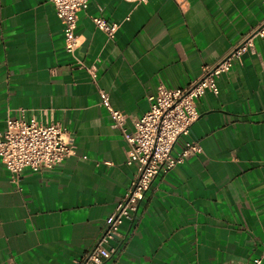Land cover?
Wrapping results in <instances>:
<instances>
[{"label":"crops","instance_id":"0c3cea01","mask_svg":"<svg viewBox=\"0 0 264 264\" xmlns=\"http://www.w3.org/2000/svg\"><path fill=\"white\" fill-rule=\"evenodd\" d=\"M78 17L72 58L49 0H0V131L24 110L64 126L77 151L16 182L0 157V264L80 260L138 170L101 92L132 130L160 84L188 87L258 28L264 0H89ZM93 17L119 23L115 39ZM254 43L219 94L197 100L199 119L172 149L202 153L156 177L105 264H264V37Z\"/></svg>","mask_w":264,"mask_h":264},{"label":"built area","instance_id":"2783aa9c","mask_svg":"<svg viewBox=\"0 0 264 264\" xmlns=\"http://www.w3.org/2000/svg\"><path fill=\"white\" fill-rule=\"evenodd\" d=\"M64 27L65 50L75 58L80 46L77 34L78 15L88 8L89 0H49ZM146 4L149 0H125ZM93 23L110 40L115 39L119 23H111L102 17H93ZM264 37V21L223 59L214 65L204 66L198 79L183 89H170L160 84L156 94L149 97L150 109L140 118L132 120V130L127 128L128 117L113 108L110 97L101 92L102 105L110 113L115 126L122 132L130 148L127 165L137 164L138 170L127 195L117 203L113 215L95 245L74 264H105L118 254L111 242L122 237L121 229L126 221H133L140 202L150 190L159 174H166L187 158L202 153L196 142L186 143L181 154L172 156V149L180 137L188 136L199 119L197 100L206 92L219 94L217 81L229 72L244 54L255 52L254 40ZM95 76V70H89ZM19 116H9L5 130L0 131V157L13 179L18 181L29 170L34 173L52 170L77 155L74 139L61 124L44 120H28L24 110ZM87 159V157H83ZM251 264H262L256 260Z\"/></svg>","mask_w":264,"mask_h":264}]
</instances>
